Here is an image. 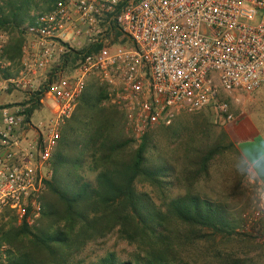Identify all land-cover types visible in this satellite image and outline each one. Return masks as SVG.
<instances>
[{
  "label": "built area",
  "instance_id": "built-area-1",
  "mask_svg": "<svg viewBox=\"0 0 264 264\" xmlns=\"http://www.w3.org/2000/svg\"><path fill=\"white\" fill-rule=\"evenodd\" d=\"M19 30L27 40L19 75L0 78V92L29 95L0 106V215L9 212L16 224L41 213L60 123L90 75L122 83L141 131L180 109L211 107L230 120L220 96L264 81V0H55ZM71 61V74H62ZM54 64L55 79L38 78ZM32 98L51 99V119L32 120ZM6 247L0 243V264Z\"/></svg>",
  "mask_w": 264,
  "mask_h": 264
},
{
  "label": "rangeland",
  "instance_id": "rangeland-1",
  "mask_svg": "<svg viewBox=\"0 0 264 264\" xmlns=\"http://www.w3.org/2000/svg\"><path fill=\"white\" fill-rule=\"evenodd\" d=\"M49 1L29 0V4L23 5L21 10L15 12L17 15H10L6 9L0 11V78L19 75L23 47L27 41L19 27L32 14L43 11ZM1 2L2 0L0 6ZM57 69V64L47 67L38 74V78L55 79ZM73 69V62H67L63 65L62 74L70 75ZM41 79H37L36 82H40ZM92 83L100 87L106 95L101 100L100 107L106 110L118 109V124L110 135L114 145L112 156L120 163H129L142 140L145 142L143 168L152 170L153 174H139L133 181L134 191L141 200L148 201L153 209L161 210L166 215L167 204L171 199L196 194L223 203L235 219L233 231L214 235L208 228L180 225L167 217L166 226L169 229L194 232L191 243L177 247V259L181 264H262L263 196L256 182L248 174L242 175L239 172L238 169H246L245 164L224 135L222 122L213 108V113L210 108L172 111L168 120L147 125L141 131L137 129L136 119L128 117L131 104L128 92L121 82H104L92 74L88 77L84 90ZM3 94L11 97L1 98L0 106L22 105L29 96L15 88H10ZM220 97L231 101L227 95ZM34 105L31 113L34 122L51 119L53 116L51 99H47L44 105L37 102ZM79 105L80 99L77 100L70 115L61 121L59 139L53 153L63 143L61 147L64 155L72 158L71 165L64 171L69 177L74 176L79 182L83 180L96 187L97 174L106 166L100 161L94 165V159L88 157L85 151H81V143L85 142L82 135L75 137L76 140L71 137L62 142V132ZM72 139L75 143L71 142ZM72 162L75 164L72 165ZM157 167L164 168V171L156 173ZM52 174L51 159V176L45 180L40 194L42 210L28 225L31 229H35L36 226L42 228L52 226V229L58 227L71 232L74 237L65 251L72 252V260L80 261L79 264H91L110 252H113L119 261H133L137 255H145L149 248L137 240L131 241L119 235L116 232L118 226L112 230L110 226H105L104 222H95L99 210L90 201L81 205L80 209L89 215L91 224L83 225L78 222L70 231L66 220L62 219L63 215L56 198L48 189L47 181L52 178ZM46 203L55 206L56 220L43 219L42 212L46 209L44 206ZM5 220L9 218L5 217ZM146 241L148 243L151 238H144V243ZM155 247L159 248V243ZM6 248L9 252L12 247L7 244Z\"/></svg>",
  "mask_w": 264,
  "mask_h": 264
},
{
  "label": "trees",
  "instance_id": "trees-1",
  "mask_svg": "<svg viewBox=\"0 0 264 264\" xmlns=\"http://www.w3.org/2000/svg\"><path fill=\"white\" fill-rule=\"evenodd\" d=\"M54 1L50 0L43 10L49 9ZM27 4L29 0H2L0 11L6 9L10 15H17L15 12ZM104 97L106 95L100 87L90 84L83 90L79 98L80 105L62 132V142L71 137L76 140L75 137L82 135L85 142L81 143V151L94 159V165L100 161L106 166L97 174L96 187L67 175L64 169L71 165L72 158L64 155L62 143L51 157L53 174L47 181L48 189L56 198L62 219L66 220L70 231L78 222L91 224L89 215L80 209L81 205L90 201L99 210L95 222H104L112 230L118 226L116 232L119 235L131 241L137 240L149 249L144 256L137 255L133 261H119L110 252L91 264H181L177 259V247L191 243L194 232L169 229L166 226L167 217L180 225L208 228L214 235L233 231L235 219L219 201L186 194L171 199L167 204L166 216L161 210L153 209L148 201L139 198L133 188L134 179L139 174H153L152 170L143 168L145 142L142 140L129 163H120L112 156L114 145L110 135L118 124L119 115L116 108L106 110L100 107ZM32 100V105L26 109L28 115L37 102L36 98ZM74 139L72 143H75ZM161 170L164 171V168H155L156 173ZM44 206L43 219L56 220L55 206L49 203ZM5 217L9 220L4 221ZM73 237L71 232L58 227L52 229V226H36L31 229L25 221L16 224L14 216L9 212L0 216V243L5 242L13 248H10L5 264H79L80 261L72 260V252L65 251ZM144 238H151V241L144 243ZM157 243L159 248L155 247Z\"/></svg>",
  "mask_w": 264,
  "mask_h": 264
},
{
  "label": "crops",
  "instance_id": "crops-1",
  "mask_svg": "<svg viewBox=\"0 0 264 264\" xmlns=\"http://www.w3.org/2000/svg\"><path fill=\"white\" fill-rule=\"evenodd\" d=\"M227 96L231 99L227 103L232 119L218 117L219 121L227 140L244 162L248 176L261 190L264 203V81L254 91L235 90ZM10 97L0 92V99Z\"/></svg>",
  "mask_w": 264,
  "mask_h": 264
},
{
  "label": "clouds",
  "instance_id": "clouds-1",
  "mask_svg": "<svg viewBox=\"0 0 264 264\" xmlns=\"http://www.w3.org/2000/svg\"><path fill=\"white\" fill-rule=\"evenodd\" d=\"M239 172L242 174V175H247L248 174V171L246 169H238Z\"/></svg>",
  "mask_w": 264,
  "mask_h": 264
},
{
  "label": "snow or ice",
  "instance_id": "snow-or-ice-1",
  "mask_svg": "<svg viewBox=\"0 0 264 264\" xmlns=\"http://www.w3.org/2000/svg\"><path fill=\"white\" fill-rule=\"evenodd\" d=\"M262 142H264V138H262Z\"/></svg>",
  "mask_w": 264,
  "mask_h": 264
}]
</instances>
